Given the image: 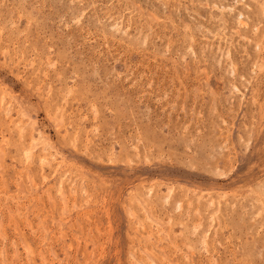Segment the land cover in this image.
<instances>
[{
    "label": "rangeland",
    "instance_id": "obj_1",
    "mask_svg": "<svg viewBox=\"0 0 264 264\" xmlns=\"http://www.w3.org/2000/svg\"><path fill=\"white\" fill-rule=\"evenodd\" d=\"M263 44L264 0H0V264H264Z\"/></svg>",
    "mask_w": 264,
    "mask_h": 264
},
{
    "label": "bare ground",
    "instance_id": "obj_2",
    "mask_svg": "<svg viewBox=\"0 0 264 264\" xmlns=\"http://www.w3.org/2000/svg\"><path fill=\"white\" fill-rule=\"evenodd\" d=\"M131 1H132V0H131ZM158 1H159V0H158ZM187 1H188V0H187ZM206 1H207V0H206ZM112 2H113V0H112ZM116 2H117V0H116ZM120 2H122V1H120ZM123 2H124V0H123ZM125 2H127V1H125ZM146 2H147V1H146ZM166 2H167V1H166ZM180 2H181V1H179L178 3H180ZM192 2H193V1H192ZM224 2H226V1H224ZM229 2H230V1H229ZM229 2H228V3H229ZM231 2H233V1H231ZM238 2H239V1H238ZM159 3H160V2H159ZM188 3H189V2H188ZM234 3H235V2H234ZM115 4H116V3H115ZM129 4H130V2H129ZM140 4H141V3H140ZM157 4H158V3H157ZM164 4H166V3H164ZM170 4H171V3H170ZM170 4H169V5H170ZM202 4H203V3H202ZM237 4H238V3H237ZM239 4H240V3H239ZM123 5H124V4H123ZM126 5H127V4H126ZM159 5H160V4H159ZM191 5H192V4H191ZM211 5H212V4H211ZM234 5H235V4H234ZM259 5H260V4H259ZM116 6H117V5H116ZM116 6H115V7H116ZM214 6H215V5H214ZM217 6H218V5H217ZM262 6H263V5H262ZM262 6H261V7H262ZM176 7H177V6H176ZM183 7H184V6H183ZM196 7H197V5H196ZM198 7H199V6H198ZM198 7H197V8H198ZM202 7H203V6H202ZM205 7L207 8V6H205ZM221 7L223 8L224 6L221 5ZM221 7H220V8H221ZM227 7H228V6H227ZM247 7H248V6H247ZM116 8H117V7H116ZM116 8H115V9H116ZM120 8H121V9H120ZM120 8H119V9L122 10V7H120ZM128 8H129V7H128ZM130 8H131V6H130ZM217 8H218V7H217ZM217 8H216V10H217ZM222 8H221V9H222ZM248 8H249V7H248ZM134 9H135V8H134ZM136 9H138V7H137ZM136 9H135V10H136ZM169 9H170V8H169ZM171 9H172V8H171ZM176 9H177V8H176ZM187 9H188V8H187ZM232 9H233V8L229 7V10H232ZM126 10H128V9H126ZM139 10H140V9H139ZM152 10H153V9H152ZM156 10H157V9H156ZM163 10H164V9H163ZM197 10H198V9H197ZM218 10H219V8H218ZM223 10H224V9H223ZM225 10H226V9H225ZM114 11H116V10H114ZM118 11H119V10H118ZM154 11H155V10H154ZM177 11H178V10H177ZM181 11H182V10H181ZM187 11H188V10H187ZM227 11H228V9H227ZM233 11H234V10H233ZM124 12H125V11H124ZM150 12H151V11H150ZM192 12H193V11H192ZM112 13H113V12H112ZM141 13H142V12H141ZM158 13H159V12H158ZM177 13H178V12H177ZM194 13H195V12H194ZM201 13H202V12H201ZM239 13H240V12H239ZM116 14H117V13H116ZM131 14H132V12H131ZM138 14H139V13H138ZM146 14H147V13H146ZM190 14H191V13H190ZM210 14H211V13H210ZM210 14H209V15H210ZM240 14H241V15H244L243 13H240ZM240 14H239V16H238V17H239V18H238V23H239L238 25H240V26H244V27H247V20H245V18H243L242 16L240 17ZM148 15H149V14H148ZM195 15H196V14H195ZM121 16H122V15H121ZM132 16H133V15H132ZM135 16H137V14H136ZM149 16H150V15H149ZM188 16H189V15H188ZM222 16H223V15H222ZM144 17H146V16H144ZM150 17H151V16H150ZM189 17H190V16H189ZM127 18L129 19L130 17L127 16ZM136 18H138V17H136ZM152 18H153V16H152ZM192 18H193V17H192ZM140 19H141V18H140ZM145 19H146V18H145ZM147 19H148V18H147ZM158 19H159V18H158ZM158 19H156V20H158ZM193 19H194V18H193ZM211 19H212V18H211ZM130 20H131V18H130ZM133 20H134V19H133ZM156 20H155V22H156ZM209 20H210V19H209ZM213 20H214V19H213ZM215 20H216V19H215ZM220 20H221V19H220ZM220 20H219V21H220ZM128 21H129V20H128ZM139 21H140V20H139ZM217 21H218V20H217ZM231 21H232V20H231ZM137 22H138V21H137ZM144 22H145V21H144ZM152 22H153V21H152ZM159 22H160V21H159ZM146 23H147V22H146ZM221 23H222V21H221ZM224 23H225V22H224ZM144 24H145V23H144ZM217 24H218V22H217ZM128 25H129V24H128ZM137 25H138V24H137ZM147 25H148V24H147ZM154 25H155V24H154ZM222 25H223V24H222ZM238 25H237V26H238ZM134 26H135V24H134ZM141 26H142V25H141ZM149 27H150V26H149ZM254 27H255V26H254ZM136 28H137V27H136ZM146 28H147V27H146ZM220 28H222V27H220ZM139 29H140V28H139ZM141 29H142V28H141ZM152 29H153V28H152ZM234 29H235V28H234ZM256 29H257V27H256ZM253 30H254V29H253ZM231 31H232V30H231ZM248 31H249V30H248ZM251 32H252V31H251ZM262 35H263V34H262ZM241 38H243V37H241ZM245 39H247V38H245ZM248 41H249V40H248ZM249 42H250V41H249ZM260 42H261V41H260ZM259 44H260V43H259ZM263 45H264V44H263ZM263 45H262V46H263ZM257 46H258V45H257ZM260 47H261V46H260ZM260 47H259V48H260ZM256 48H257V47H256ZM263 48H264V47H263ZM256 53H257V52H256ZM260 57H261V56H260ZM260 60H261V59H260ZM261 69H262V68H261Z\"/></svg>",
    "mask_w": 264,
    "mask_h": 264
}]
</instances>
